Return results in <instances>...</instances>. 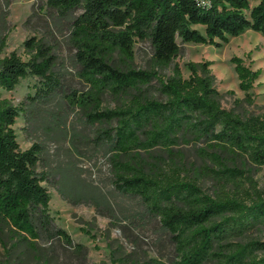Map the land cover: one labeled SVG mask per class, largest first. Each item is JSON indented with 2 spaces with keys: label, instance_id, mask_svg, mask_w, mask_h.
Instances as JSON below:
<instances>
[{
  "label": "trees",
  "instance_id": "16d2710c",
  "mask_svg": "<svg viewBox=\"0 0 264 264\" xmlns=\"http://www.w3.org/2000/svg\"><path fill=\"white\" fill-rule=\"evenodd\" d=\"M258 1L251 8L249 0H46V6L59 15L82 10L70 24L68 39L86 88L71 89L64 97L90 124H109L98 128L89 140L112 156L115 188L137 200L139 210L125 215L124 224L138 228L147 217L154 218L172 245L170 264H264V240H244L255 228L264 227V187L246 169L264 167V110L242 114L223 108L211 61L186 63L188 77L174 62L181 51L177 38L221 47L229 36L247 30L264 35V0ZM137 40L150 42L149 68L133 66ZM24 45L28 60L16 51L2 55L6 36L0 35L4 264H23L36 257L42 234L58 237L78 251L84 249L54 225L51 196L42 182L56 185V179L48 170H37L43 145L33 142L23 150L17 141L13 125L30 105L23 108L1 96V90H13L28 76L41 82L36 94L28 97L31 105L45 101L60 87L53 46L35 36ZM231 62L239 88L246 93L236 104L252 105L250 90L261 70H253L238 56ZM167 69L171 74L163 72ZM154 81L163 99L146 96ZM107 93L129 99L114 108L103 107ZM191 141L203 144L198 147L207 162L203 169L220 186L215 195L202 191L176 167L167 169L142 155L159 149L173 157L177 146ZM102 201L70 202L93 204L99 210ZM108 216L117 218L114 213Z\"/></svg>",
  "mask_w": 264,
  "mask_h": 264
},
{
  "label": "rangeland",
  "instance_id": "374dc122",
  "mask_svg": "<svg viewBox=\"0 0 264 264\" xmlns=\"http://www.w3.org/2000/svg\"><path fill=\"white\" fill-rule=\"evenodd\" d=\"M8 1V2H7ZM258 0H249L252 8ZM76 9L66 15H59L46 6V0H0V35L6 36L2 55L16 51L24 60L30 58L24 42L36 37L53 46L56 56L54 71L60 79V87L45 101L31 105L29 96H34L41 85L40 79L28 76L21 79L11 91L1 90L2 98L14 105L27 108L20 112L13 128L21 149H28L33 142L43 145L37 167L48 170L55 183L42 182L50 193L49 211L54 225L64 229L73 239L74 245H67L58 237L48 238L42 234L38 240L36 257L23 264H170L174 258L172 245L167 234L154 218L141 221L138 228L124 224L125 215L135 214L139 205L135 198L120 193L114 186V168L111 155L89 139L98 128L109 126L106 122L90 124L79 109L67 103L64 93L71 89L83 90L86 85L78 76L79 65L75 61V49L69 42L70 24L81 13ZM249 15V11H245ZM202 31L203 27L198 26ZM181 51L174 59L181 67L184 77L190 72L186 63L211 61L210 69L215 76V87L221 94L223 108L238 113L251 114L264 110V35L247 30L239 36H229L221 47L209 44L184 43L177 38ZM133 66H152V48L149 41L137 40L134 44ZM233 56L243 59L253 70L260 69V76L250 90L254 103L236 104L246 93L239 88V79L231 62ZM171 74V70L163 71ZM154 81L146 90V96L163 99L156 90ZM128 96L104 95L103 107L114 108L127 102ZM27 118L30 122H28ZM194 141L182 143L175 148L176 154L168 157L157 149L152 153L142 152L150 163L162 167H176L182 176L194 181L202 191L215 195L220 186L203 169L207 164L198 152ZM153 156V158H152ZM259 187H264V167H246ZM248 186V184H245ZM103 194L110 203L102 201ZM102 201L99 210L84 202ZM114 213L117 218L108 214ZM124 227H121V226ZM264 240V227L249 232L244 240ZM4 251L0 245V264H4Z\"/></svg>",
  "mask_w": 264,
  "mask_h": 264
}]
</instances>
